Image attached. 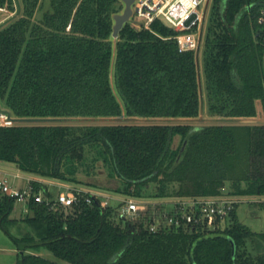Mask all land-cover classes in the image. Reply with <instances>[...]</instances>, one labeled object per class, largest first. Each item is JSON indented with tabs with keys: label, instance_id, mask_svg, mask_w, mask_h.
Instances as JSON below:
<instances>
[{
	"label": "trees",
	"instance_id": "16d2710c",
	"mask_svg": "<svg viewBox=\"0 0 264 264\" xmlns=\"http://www.w3.org/2000/svg\"><path fill=\"white\" fill-rule=\"evenodd\" d=\"M254 1L216 0L205 38L204 83L196 51L180 50L174 37L180 30L162 19L149 26L126 22L114 63L122 105L111 76L113 14L121 0H0L11 9L17 4L19 12L0 26V99L17 121L124 113L170 119L199 116L205 90L211 115L255 116L257 100L264 101V42ZM177 134L182 140L174 148ZM87 146L113 165L111 174L121 179L114 192L123 195L264 198V124L0 125V163L42 177L84 184L75 163L84 161ZM227 181L230 191L223 193ZM175 182L180 188L170 189ZM15 201L0 193V227L17 244V264H264V232L241 222L236 209L225 229L198 223L153 232L152 207L132 226L118 203L81 201L66 210L31 200L25 220L34 233L16 236L8 226ZM43 247L58 259L35 252Z\"/></svg>",
	"mask_w": 264,
	"mask_h": 264
},
{
	"label": "built area",
	"instance_id": "2783aa9c",
	"mask_svg": "<svg viewBox=\"0 0 264 264\" xmlns=\"http://www.w3.org/2000/svg\"><path fill=\"white\" fill-rule=\"evenodd\" d=\"M207 0H136L133 5V15L141 25L149 26L156 19H162L167 24L180 30L174 37L177 39L180 50L197 51L201 46V34L193 31H184L196 22L192 20L194 12ZM252 5H258V22L262 24L260 31L264 42V0H255ZM8 10L7 5H0V11ZM204 16L202 15V18ZM264 65V52H263ZM17 118L7 110H0V125H14ZM11 168L0 167V193L14 198L17 202L25 205L31 200L45 203L50 209H69L81 201L92 204L100 200L101 205L107 206L112 199L122 197V215L138 218L152 204L161 203L160 215H155L150 223V230L158 231L167 226H185L188 224L203 223L210 229L226 221L235 208L236 203L241 200L238 197L229 195H209L193 197H177L171 199L155 200L150 197H135L128 195H117L95 189L86 184L75 182L45 184L44 177L23 172L16 167L13 171L12 182L10 175ZM3 173V174H1ZM24 178L25 184H16L14 179ZM52 186H59L57 194L51 192Z\"/></svg>",
	"mask_w": 264,
	"mask_h": 264
},
{
	"label": "rangeland",
	"instance_id": "374dc122",
	"mask_svg": "<svg viewBox=\"0 0 264 264\" xmlns=\"http://www.w3.org/2000/svg\"><path fill=\"white\" fill-rule=\"evenodd\" d=\"M136 0H133L131 3V9L132 12L129 17V22H132L136 25H141L140 20L133 15V5ZM222 2H226V0H222ZM122 7L119 11L115 12L113 14V31L111 34V39L113 41L114 46V55L112 59V69H111V76H112V84L114 87V90L116 92V95L120 99L122 105H124V102L119 94V91L115 84V77H114V63H115V52H116V44L118 40V36L114 34V25L117 23L116 14L124 13L127 8V1L121 0ZM216 4V0H207L204 4H202L193 14L192 20L196 19V22L189 26V23L183 27L184 31H193L195 33L201 34V46L196 51V55L198 57V63H199V70L201 74L202 81L204 83V74H203V53L205 48V38L207 35L208 27L210 24V19L212 12L214 10V6ZM202 15L204 16L202 18ZM205 91V90H204ZM203 91L202 94V111L199 114V116L194 118H146V117H135V116H128L126 113H124L121 116H115L113 117V121H100V120H81L79 118H65V119H57V120H42V121H24L26 123H69V124H89V123H103V122H132V123H149V122H164L169 121L172 123H180V122H190L196 125H203V124H209L213 122H221V123H232V122H241V123H249V124H264V101L262 103L259 101V111L260 113H257L253 118H226L220 115H211L206 107L207 100H206V94ZM258 102V101H257ZM9 110V107L0 99V110ZM181 136L177 134L174 137L173 141V147L176 148L181 143ZM6 164V163H3ZM13 166V164H9ZM77 172L76 177L84 184L91 183L95 184L101 187L105 188H111L115 189L118 186H121V179L118 176H113L111 174L113 165L109 161L105 159V156L99 153V150L97 147L94 146H87V152H86V158L82 162L75 163ZM9 178L12 182L13 178V171L16 170V166L11 167ZM45 184H53L54 182L59 183H67L72 182L68 181L66 179H62L60 177H53L48 176L44 177ZM15 183L18 184H25L26 179L24 178H17ZM243 185H245V182H242ZM178 190L180 188V183L175 182L170 184V189ZM59 190V186H52L51 192L55 195L57 194ZM150 194L153 193L151 187L147 190ZM223 193H229L230 191V181H227L225 184V187L222 189ZM120 197L118 199H112L111 203H118V211L119 213L122 212V206L124 205V200ZM236 205V213L241 222L248 225L252 230L257 232H264V198H240ZM31 203H27L26 205L22 202L15 201V206L12 211V214L10 215L11 220L8 221V226L11 230V232L16 236H24L27 234L34 233L31 225L25 220L27 215H31ZM110 205V204H109ZM108 206V205H107ZM165 207V206H164ZM161 206L160 202H157L156 204H152V211L155 215L159 216L161 208H164ZM231 217H228L226 221H223L222 223H219L218 225L212 226L210 229L216 230V229H225L227 226L231 223ZM130 223L132 226L138 225V218L130 217ZM44 251V256H50L51 259H58L49 249L43 247L40 248L38 251L40 252ZM28 252H34L33 250H29ZM18 259V247L15 241L12 239V237L6 233L1 227H0V264H17ZM66 264H71L67 261H61Z\"/></svg>",
	"mask_w": 264,
	"mask_h": 264
},
{
	"label": "water",
	"instance_id": "95a60500",
	"mask_svg": "<svg viewBox=\"0 0 264 264\" xmlns=\"http://www.w3.org/2000/svg\"><path fill=\"white\" fill-rule=\"evenodd\" d=\"M127 1V8L124 13L116 14V19L117 23L114 25V34L119 36V32L124 26L126 22H128L130 14L132 12L131 9V3L133 0H126ZM65 118H70L73 119L74 117H25V118H20L18 121H42V120H57V119H65ZM79 118L81 120H100V121H113V117H75Z\"/></svg>",
	"mask_w": 264,
	"mask_h": 264
},
{
	"label": "crops",
	"instance_id": "0c3cea01",
	"mask_svg": "<svg viewBox=\"0 0 264 264\" xmlns=\"http://www.w3.org/2000/svg\"><path fill=\"white\" fill-rule=\"evenodd\" d=\"M17 8H18V6L16 4L14 9H11V8L8 7V10H6V11H4V10L3 11H0V26L7 24L12 19H14L16 16L19 15V12H18V9ZM257 101H258L257 102V113H260V111H259V106L261 105V104L259 105V101L260 100H257ZM260 102L262 103V101H260ZM261 107H262V105H261ZM189 118H194V117H189ZM239 118H244V117H236L235 119H239ZM248 118H253V116H250ZM13 166H11L9 164L0 163V167H3V168H8L9 169V168H11ZM1 174H3V173H1ZM15 181H16V179H14L13 182H15ZM16 184H18V183H16ZM99 188H102L100 190L105 191V192H111V193H115L117 195H123L121 193L114 192V189H111V188H105V187H99ZM111 190H113V192ZM37 253H40V254L43 255L44 251H40V252H37ZM49 256H50V253H49Z\"/></svg>",
	"mask_w": 264,
	"mask_h": 264
}]
</instances>
